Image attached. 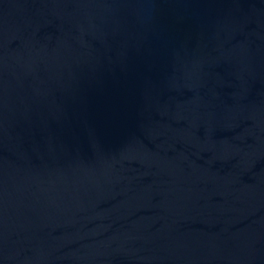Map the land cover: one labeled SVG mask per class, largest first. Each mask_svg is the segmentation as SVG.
I'll list each match as a JSON object with an SVG mask.
<instances>
[{"label":"water","instance_id":"water-1","mask_svg":"<svg viewBox=\"0 0 264 264\" xmlns=\"http://www.w3.org/2000/svg\"><path fill=\"white\" fill-rule=\"evenodd\" d=\"M0 264H264V0H0Z\"/></svg>","mask_w":264,"mask_h":264}]
</instances>
